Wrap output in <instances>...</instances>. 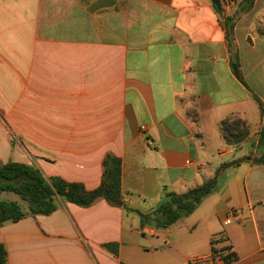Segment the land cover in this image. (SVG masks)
Masks as SVG:
<instances>
[{"label":"crops","instance_id":"1","mask_svg":"<svg viewBox=\"0 0 264 264\" xmlns=\"http://www.w3.org/2000/svg\"><path fill=\"white\" fill-rule=\"evenodd\" d=\"M220 1L0 0L1 161L95 190L118 158L124 201L145 213L218 172L220 186L166 229L104 198L60 200L0 226L9 264H194L215 238L223 264H264V164L233 165L259 155L264 0L239 15L241 0ZM237 209L243 221L226 224Z\"/></svg>","mask_w":264,"mask_h":264},{"label":"trees","instance_id":"2","mask_svg":"<svg viewBox=\"0 0 264 264\" xmlns=\"http://www.w3.org/2000/svg\"><path fill=\"white\" fill-rule=\"evenodd\" d=\"M237 2L238 0H232ZM256 0H241L239 3V14L251 11ZM220 12L223 11L221 8ZM225 17L227 39L231 52L233 53L234 38L233 30L236 25V17ZM234 69L241 80L243 75L239 69L238 61L234 62ZM259 103L262 117L264 115V104L256 97ZM231 130H237L244 126L238 120L224 122ZM257 148L258 157L247 156L233 162L238 165L242 162L254 161L264 164V125H262ZM218 174L184 194L174 192L167 193L166 200L149 212H141L129 207L124 201L122 191L121 161L110 157L105 162V172L102 184L95 190H88L83 183L70 182L61 177L47 178L36 166L19 163L15 161L4 162L0 160V194L10 193L17 195L22 202L27 203L28 211H24L23 205L18 201L0 200V226L7 222H18L29 215H51L60 204V200L76 204L80 207H90L101 198L110 204L126 209L128 212H136L140 215L142 226L150 225L160 229L170 228L181 219L192 215L204 200L219 189ZM224 240H219L223 242ZM108 248L114 245H106ZM229 249V247H227ZM230 255L226 258L229 260ZM0 264L8 263V250L4 244H0Z\"/></svg>","mask_w":264,"mask_h":264},{"label":"built area","instance_id":"3","mask_svg":"<svg viewBox=\"0 0 264 264\" xmlns=\"http://www.w3.org/2000/svg\"><path fill=\"white\" fill-rule=\"evenodd\" d=\"M228 4H231L232 0L227 1ZM145 128V127H143ZM244 216V211L237 209L234 210L230 215L226 218L225 223L231 224L233 222H242ZM221 238H215L214 243L216 244V250L209 256H201L195 257L192 259V263L194 264H223L226 262V257L230 254V250L227 248L223 242H219Z\"/></svg>","mask_w":264,"mask_h":264},{"label":"rangeland","instance_id":"4","mask_svg":"<svg viewBox=\"0 0 264 264\" xmlns=\"http://www.w3.org/2000/svg\"><path fill=\"white\" fill-rule=\"evenodd\" d=\"M0 200L18 201L23 205L24 211L29 210L27 203L22 202L21 199L15 194L2 193V194H0Z\"/></svg>","mask_w":264,"mask_h":264},{"label":"water","instance_id":"5","mask_svg":"<svg viewBox=\"0 0 264 264\" xmlns=\"http://www.w3.org/2000/svg\"><path fill=\"white\" fill-rule=\"evenodd\" d=\"M213 3H214L219 9L222 8V4H221V1H220V0H213Z\"/></svg>","mask_w":264,"mask_h":264}]
</instances>
